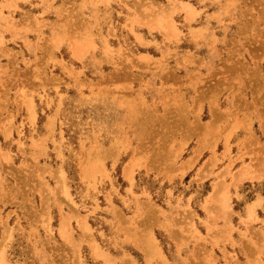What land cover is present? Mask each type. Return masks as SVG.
I'll use <instances>...</instances> for the list:
<instances>
[{
  "label": "rangeland",
  "instance_id": "rangeland-1",
  "mask_svg": "<svg viewBox=\"0 0 264 264\" xmlns=\"http://www.w3.org/2000/svg\"><path fill=\"white\" fill-rule=\"evenodd\" d=\"M0 264H264V0H0Z\"/></svg>",
  "mask_w": 264,
  "mask_h": 264
},
{
  "label": "bare ground",
  "instance_id": "bare-ground-1",
  "mask_svg": "<svg viewBox=\"0 0 264 264\" xmlns=\"http://www.w3.org/2000/svg\"><path fill=\"white\" fill-rule=\"evenodd\" d=\"M256 61V60H255ZM257 74V73H256ZM32 114H34L33 112H32ZM31 114V115H32ZM210 129V128H209ZM218 193V192H217ZM212 207H214V206H212ZM218 207V206H217ZM155 209V208H154ZM216 209V208H215ZM226 210V209H225ZM246 247V246H245ZM146 252H149V251H146ZM150 253V252H149ZM147 255H148V253H147ZM147 255H146V257H147ZM149 257V256H148Z\"/></svg>",
  "mask_w": 264,
  "mask_h": 264
}]
</instances>
